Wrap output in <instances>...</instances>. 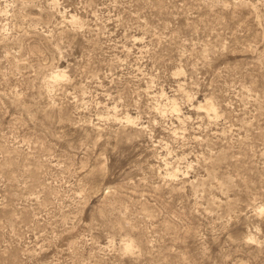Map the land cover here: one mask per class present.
<instances>
[{
  "label": "rangeland",
  "instance_id": "374dc122",
  "mask_svg": "<svg viewBox=\"0 0 264 264\" xmlns=\"http://www.w3.org/2000/svg\"><path fill=\"white\" fill-rule=\"evenodd\" d=\"M0 264H264V0H0Z\"/></svg>",
  "mask_w": 264,
  "mask_h": 264
},
{
  "label": "bare ground",
  "instance_id": "6f19581e",
  "mask_svg": "<svg viewBox=\"0 0 264 264\" xmlns=\"http://www.w3.org/2000/svg\"><path fill=\"white\" fill-rule=\"evenodd\" d=\"M61 74H62V73H61ZM56 75H57V74H56ZM58 77H60V76H58ZM210 109H211V107H210ZM212 110H213V109H212ZM213 112H214V111H213ZM207 114H210L209 111H207ZM130 247H131V245H130V244H127V249H131Z\"/></svg>",
  "mask_w": 264,
  "mask_h": 264
}]
</instances>
